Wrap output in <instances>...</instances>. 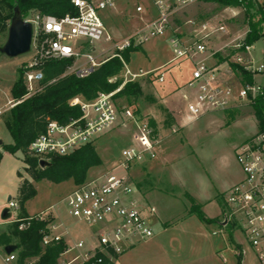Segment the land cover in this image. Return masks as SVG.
Here are the masks:
<instances>
[{
	"label": "rangeland",
	"instance_id": "rangeland-1",
	"mask_svg": "<svg viewBox=\"0 0 264 264\" xmlns=\"http://www.w3.org/2000/svg\"><path fill=\"white\" fill-rule=\"evenodd\" d=\"M258 1L264 4V0ZM138 6L143 8L142 13L137 12ZM157 14L151 0H114V7L102 13L108 33L116 41L128 38L143 21L154 19ZM172 21L173 30L187 38L204 25L225 27V32L213 33L204 40L207 56L213 55L208 61L221 66L220 74L224 81L241 78L239 74L231 73L232 69L226 59L235 63L238 57L245 60L251 57L256 66L264 62L263 39L253 45L251 56L239 52L235 47L245 39L249 31L243 6L229 8L199 0L181 10ZM7 34L0 35V46L5 44ZM171 35V32H167L163 37L152 38L130 53L127 65L131 72L156 73L136 81L142 90L137 100L115 98L118 108H131L141 120H154L156 127L151 126L154 128V138L159 140L157 158L136 163L129 174L135 196L144 194L149 205L156 208V216L149 217L155 233L150 240L154 243H140L130 255H124L122 260L125 264H157L159 260H163L164 264H239L242 259V264H260L255 251L236 226L226 229L221 225L224 219L221 193L243 177L236 159V148L259 131L258 121L252 106L244 102L237 108L190 119L184 110L182 89L175 95L170 90L171 78L175 84L182 85L191 76L188 62H171L175 57L170 43ZM94 46L97 53L106 50L99 60L112 55L111 42L104 39ZM34 56L33 52L17 58L0 54V107L13 100L11 89L19 78V69L33 60ZM164 67V70H160ZM163 71L166 72V80L161 84L155 78ZM259 79L264 81L263 77ZM8 116L9 112L0 120V141L5 145L13 143L6 126ZM174 129L177 131L173 132ZM135 130L134 123L126 121L122 124L119 121L110 131L92 142L102 165L90 169L83 184L100 179L123 161V152L133 144ZM0 151L3 152L0 163V200L5 203L4 206L0 204V229L8 230L12 222L21 217L20 205L18 210L8 205L9 197L19 204L20 174L23 180L31 181L37 191L36 196L25 205L27 215L33 217L42 213H61L71 219L66 199L83 184L77 185L73 180L59 184L47 180L34 181L27 172L24 152L19 151L13 155L4 152L2 145ZM27 153L32 156L31 152ZM192 200L214 221L206 223L198 218V223H195L196 217L190 219ZM6 208L10 209L11 217L4 221L1 215ZM166 223L169 224L167 230L163 225ZM194 223L198 224V235L195 234ZM7 224L8 227L5 226ZM66 238L75 243L79 241L77 236ZM158 241L159 246H156ZM7 256L5 250L0 248V264H13L5 261Z\"/></svg>",
	"mask_w": 264,
	"mask_h": 264
},
{
	"label": "built area",
	"instance_id": "built-area-1",
	"mask_svg": "<svg viewBox=\"0 0 264 264\" xmlns=\"http://www.w3.org/2000/svg\"><path fill=\"white\" fill-rule=\"evenodd\" d=\"M151 1L157 10V17L143 21L135 32L120 41L114 40L108 33L102 15L103 11L114 7V0H73L76 9L74 15L57 18L35 13L25 19L33 25L30 52L35 55L33 60L25 65L27 94L21 101L9 100L6 106L0 107V120L11 109L40 90L44 79L42 66L47 60L73 58L74 64L67 74H75L79 78L89 76L103 63L115 57L124 65L121 76L123 83L116 91L100 93L93 101H85L81 97L72 100L71 106L81 108L82 116L79 119H72L66 125L48 119L45 131L29 145V152L33 156L40 162H49L53 155L65 156L81 146L92 143L100 135L110 131L119 121H122V124L128 121L136 125L133 144L124 150L123 161L108 170L100 179L78 186L66 199L69 216L76 223L90 228L95 242L87 243L81 240L71 243L64 235L58 233L59 226L54 221L47 227L43 246L60 242L66 244L60 264H85L91 261L101 263L103 255L120 257L134 245L148 241L155 235L149 218L135 196L129 174L136 163L157 158L156 148L159 140L154 138V128L150 120H141L131 108H118L115 95L128 82H136L139 78L152 76L156 72H131L121 52L132 46L141 47L148 40L163 37L167 32H171L170 43L175 52L171 62L182 60L192 66L190 79L181 88L184 110L190 119L195 120L211 112L237 108L243 102L252 106L257 99L264 100V81L259 79L264 78V62L256 66L251 57L249 60L238 57L235 63L243 66L245 71L253 76V82H244L238 77L224 81L220 74L221 66L208 61L213 55L207 56L204 40L213 33L225 32L224 26L213 28L204 25L188 38L173 30L174 16L199 0ZM143 11L141 6L137 7V12ZM104 39L112 43V55L99 60L106 50L97 53L94 45ZM235 47L238 50L244 47L242 53L250 56L254 48L253 45H244L243 40ZM82 58L83 62L80 61ZM231 73L234 74L233 70ZM155 80L164 83L166 72L157 74ZM176 131L177 129L173 130ZM236 159L242 169L243 179L223 195L224 219L221 225L226 229L235 225L255 251L259 263L264 264V131L259 130L238 146ZM119 170L122 173H119ZM8 205L11 209H19L18 202L13 199ZM149 210L152 214L156 213L153 206ZM35 217L45 220L49 214L42 213ZM26 226L22 224L21 229ZM5 261L16 262L17 256L10 254Z\"/></svg>",
	"mask_w": 264,
	"mask_h": 264
},
{
	"label": "trees",
	"instance_id": "trees-1",
	"mask_svg": "<svg viewBox=\"0 0 264 264\" xmlns=\"http://www.w3.org/2000/svg\"><path fill=\"white\" fill-rule=\"evenodd\" d=\"M72 1L0 0V35L8 33L16 8L21 10L24 19L35 13L62 18L76 13ZM204 1L229 8L243 6L245 20L249 28L243 44L254 45L259 40H264L263 3L258 0ZM139 48L132 46L121 52L126 63L129 61L130 53ZM238 51L243 52L244 47H241ZM225 61L229 62L233 72L239 74L244 82H253V76L246 72L243 66L230 62L229 59ZM73 64V58L47 60L42 66L44 79L40 90L9 111L6 126L13 143L2 144L3 151L13 155L19 151L24 152L23 160L27 166V172L34 181L47 180L59 184L73 180L75 184L80 185L86 181L90 169L102 165V160L93 143L81 146L65 156L53 155L49 161L50 165L44 168L40 166V160L37 157L30 156L27 153L31 142L45 131L48 119L66 125L72 119H79L82 116L79 106H71L74 98L81 97L85 101H93L100 93L114 92L123 83L121 76L124 65L118 57L103 63L85 78H79L75 74H67L68 69ZM189 66L192 72V66L190 64ZM25 72V66L19 69V78L11 89V95L15 101H21L27 94L24 79ZM171 79L170 81L173 82ZM112 80L115 81L113 82ZM185 84H179V88L177 85L175 91ZM141 94L142 90L138 82H128L115 95V98L125 97L131 101L132 99L137 100ZM252 109L258 121L259 130L264 131V100L262 98L257 99L252 105ZM150 123L156 127L154 120H151ZM2 159L3 152L0 151V163ZM20 177L22 176L20 175ZM36 194V188L31 181L25 179L21 182L19 189L21 217L13 222L8 230L0 234V248L5 249L10 245L16 246V251L13 254L17 256V264H60V257L66 250L65 242L55 243L47 247L42 244L43 236L53 219L49 216L45 220H39L35 216L27 215L25 211L26 203L34 198ZM192 201L193 206L190 209V213H195L203 222L210 223L214 221L206 218L200 206L196 205L194 200ZM22 224L27 226L21 229ZM118 258L119 256H113L112 254L103 255L101 263L91 261L85 264H116ZM239 264H242V259L239 260Z\"/></svg>",
	"mask_w": 264,
	"mask_h": 264
},
{
	"label": "crops",
	"instance_id": "crops-1",
	"mask_svg": "<svg viewBox=\"0 0 264 264\" xmlns=\"http://www.w3.org/2000/svg\"><path fill=\"white\" fill-rule=\"evenodd\" d=\"M131 35V34H130ZM129 35V36H130ZM128 36V37H129ZM211 63H213V62H211ZM172 80V79H171ZM171 86H170V90L172 91V92H174V95L175 94H178L179 93V91H180V89L182 88H180V89H176V91H175V88H177V84H175L174 82H172L171 84H170ZM178 88H179V85H178ZM1 142V141H0ZM21 175V174H20ZM22 176V175H21ZM20 179H21V182L23 181V177H20ZM243 179V177H241L240 178V180L238 181V182H240L241 180ZM237 182V183H238ZM237 183H235V184H237ZM20 186H21V184H20ZM232 187V186H231ZM230 187V188H231ZM230 188H228L227 190H224L222 193H221V198H223V195L225 194V192L226 191H228ZM19 189H20V187H19ZM137 198H138V200L140 201V205H141V207L143 208V210H144V213L146 214V217H150V218H152V216H156V213L155 214H152V213H150V210H149V208L150 207H152L151 205H149V203H148V201H147V198H146V196L144 195V194H139V196H137ZM195 201V200H194ZM197 201V200H196ZM0 204H1V206H4V202L2 201V200H0ZM197 205V204H196ZM200 206V205H199ZM204 213V212H203ZM205 214V216H206V218H208V219H211V220H213V218H211V217H209V216H207V214L206 213H204ZM49 216L53 219V221L59 226L58 227V233H61L62 235H64V237H65V239H67L66 237H75V236H77L79 239V241H81V240H83V241H86L87 243H91V242H95V239H94V236L92 235V231H91V229L90 228H88V227H85V226H83V225H81V224H78V223H76L72 218L71 219H68V218H66V216L65 215H63V214H61V213H51V214H49ZM190 219H194V217H196V219H197V221L195 220V223L197 222L198 223V216L195 214V213H190ZM188 217V218H189ZM186 220V219H185ZM184 220V221H185ZM13 223V222H12ZM193 223V222H192ZM194 223V224H195ZM8 225L9 224H7V225H5V226H7L8 227ZM164 225V227H165V230H167V229H169L168 227H169V224H163ZM196 225V224H195ZM198 225V224H197ZM196 225V227H195V234L196 235H198V226ZM4 229V228H3ZM6 230H2V227H1V229H0V234H2L3 232H5ZM155 236V235H154ZM197 238H198V236H196ZM68 240V239H67ZM68 241H70L71 243H75V242H72L71 240H68ZM146 242V244L148 243V244H151V243H154L152 240H148V241H145ZM140 243H142V242H140ZM140 243H138V244H136V245H134L132 248H130L128 251H126L123 255H121L119 258H118V260L116 261V264H122V263H124V260H122V257L124 256V255H127V254H129L130 255V253L137 247V245H139ZM158 243H159V241L158 242H156V246H159L158 245ZM17 262V261H16ZM13 264H15V262H13ZM125 264V263H124ZM128 264H133V262H130V263H128ZM157 264H164V262H163V260L161 261V260H159V262L157 263Z\"/></svg>",
	"mask_w": 264,
	"mask_h": 264
},
{
	"label": "water",
	"instance_id": "water-1",
	"mask_svg": "<svg viewBox=\"0 0 264 264\" xmlns=\"http://www.w3.org/2000/svg\"><path fill=\"white\" fill-rule=\"evenodd\" d=\"M33 25L31 22L26 21L19 8L15 9L14 16L11 19L10 26L8 28L7 40L3 46H0V54L9 58H17L19 56L30 53L32 41H33ZM3 143L0 142V145ZM48 161H41L40 166L42 168L49 166ZM11 197L8 198V202L11 201ZM2 220L6 221L11 217V211L6 208L2 212ZM5 252L10 255L16 251V246H7Z\"/></svg>",
	"mask_w": 264,
	"mask_h": 264
}]
</instances>
